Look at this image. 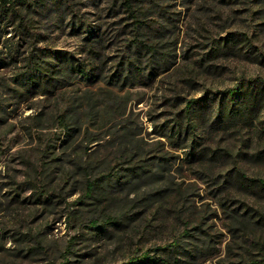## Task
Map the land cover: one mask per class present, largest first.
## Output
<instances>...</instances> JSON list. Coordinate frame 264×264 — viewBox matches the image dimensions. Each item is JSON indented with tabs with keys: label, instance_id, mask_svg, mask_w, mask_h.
<instances>
[{
	"label": "rangeland",
	"instance_id": "1",
	"mask_svg": "<svg viewBox=\"0 0 264 264\" xmlns=\"http://www.w3.org/2000/svg\"><path fill=\"white\" fill-rule=\"evenodd\" d=\"M7 1L0 264L264 260V0Z\"/></svg>",
	"mask_w": 264,
	"mask_h": 264
},
{
	"label": "trees",
	"instance_id": "2",
	"mask_svg": "<svg viewBox=\"0 0 264 264\" xmlns=\"http://www.w3.org/2000/svg\"><path fill=\"white\" fill-rule=\"evenodd\" d=\"M4 2H5V4H8V3L10 4V1L4 0ZM125 3L129 7L131 6V4L129 3V0H127ZM131 9H132V7H131ZM132 14H133V12H132ZM133 16H134V14H133ZM136 22H138V20H136ZM141 26L142 25L138 24V29H140ZM142 45L149 47V46L144 45V44H142ZM30 63H31V65H30L31 73L29 74V79H33L35 82L37 80H44L46 84L50 83L51 79H52V75L59 72L58 69L55 68L52 70H48L49 73H44V69L42 70L43 67L41 66V64L39 63V60L37 59V57L35 55L31 57ZM130 67H134V70L136 71V73L140 74V67L134 66L132 63H130ZM79 72L86 74L85 69L80 68ZM47 79H49V81ZM258 81L260 82V84L262 85L263 88L259 89L258 92L250 93V95L248 97L249 101H252L253 105L257 104L261 100V97L263 96L262 92H264V78H260ZM236 89L237 88L230 89L229 93L231 95L237 93L239 88L237 90ZM140 168H142V167H140ZM238 173H239V175H238L239 184L241 187H245L246 189H249V190H254V189H257V190L263 189L264 190V179L248 177L244 172H242V170H238ZM188 211H186V213L181 214L183 217V222L186 225V228L184 231L185 232L184 234H186V235L189 234L190 230H194L196 228L201 227V225H200V227L196 226L200 217L195 216L194 212H188ZM260 216L264 217L263 215H260ZM262 220H264V218H262ZM178 245L179 244L177 242V239H175L171 243H169L166 247L173 249L175 246L178 247ZM175 261H177V260H175ZM245 264H264V260H254L253 258L252 259L250 258V259L246 260Z\"/></svg>",
	"mask_w": 264,
	"mask_h": 264
}]
</instances>
